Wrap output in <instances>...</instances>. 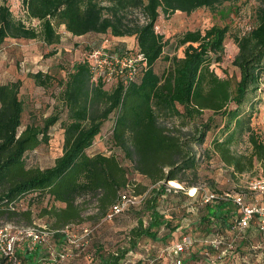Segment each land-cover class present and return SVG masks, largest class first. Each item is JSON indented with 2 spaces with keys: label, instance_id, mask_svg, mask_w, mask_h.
Wrapping results in <instances>:
<instances>
[{
  "label": "trees",
  "instance_id": "1",
  "mask_svg": "<svg viewBox=\"0 0 264 264\" xmlns=\"http://www.w3.org/2000/svg\"><path fill=\"white\" fill-rule=\"evenodd\" d=\"M224 1L234 0H21L25 20L34 19L36 25L14 17L8 5L0 3V45L6 39L35 38L47 45L56 44L59 42L56 27L63 25L73 36L109 33L115 38L132 37V45L123 51L133 57L140 56L132 77L117 76L110 91L103 90L104 81L99 77L91 80L86 58L73 63L60 95L66 112V122L61 125V153L51 167L44 169L26 167L24 157L47 143L48 129L58 117L49 116L40 127L27 125L18 132L23 111L18 97L20 80L0 83L1 223L33 226L31 211L16 207L30 193L62 205L39 210L38 218L51 221L44 228L50 235L34 251L17 252L18 264H35L40 251L50 248L46 249L50 238L60 240L59 249L71 237L64 230L71 225L105 222L104 215L120 192L141 196L146 190L128 179L127 170L113 154H86L109 115H112L110 144L120 151L131 171L145 178L152 188L139 206L148 215L146 226L140 218L136 219L135 226L127 233V248L105 253L94 250L95 264H122L141 241L173 244L185 235L187 224L182 226L165 219L157 210L158 201L165 194L168 182L172 186L175 182L192 185L187 177L194 178L198 164L193 147L203 144L212 115L219 116L222 122L218 136L210 143L220 163L232 175L250 173L255 165L264 173V139L251 130L249 115L243 118L240 112L244 104L254 105L252 96L264 77V0H258L254 25L241 35H231L237 49L231 63L238 71L233 87L228 79L217 77L208 68L210 63L221 60L226 26L210 25L202 30L181 32L176 37V44L182 47L181 57L161 55L167 39L154 30L159 11L165 16L174 11L188 14L200 7L211 9ZM160 58L168 65L156 72L154 64ZM28 77L39 87H46L50 80L40 71L29 73ZM204 111L210 115L183 133L182 129H187L192 119L200 118ZM173 119H178V126L172 123ZM244 137L249 150L244 154L234 152L233 146ZM200 197L188 198L189 211L197 214L189 225L191 230L202 233L207 244L194 250L191 247L186 256L181 254L177 258L181 264H232L238 246L249 233L258 232L256 222L252 219L245 232L235 236L229 232L233 207L219 200L199 205ZM90 205L92 212L87 213ZM160 229L165 231L161 238L157 236ZM217 237L223 239L222 244L211 247L209 242ZM173 259L172 256V262ZM135 263L145 264L140 260ZM0 264L12 262L0 255Z\"/></svg>",
  "mask_w": 264,
  "mask_h": 264
},
{
  "label": "rangeland",
  "instance_id": "2",
  "mask_svg": "<svg viewBox=\"0 0 264 264\" xmlns=\"http://www.w3.org/2000/svg\"><path fill=\"white\" fill-rule=\"evenodd\" d=\"M2 2L8 5L14 17L25 21L21 0H0V3ZM257 4L258 0H234L224 1L211 9L200 7L188 14L174 11L172 14L165 16L159 11L154 30L161 33L163 39H167V44L163 47L161 55L181 57L182 47L176 44V37L184 30H202L210 25H224L227 27V34L223 39L221 60L210 63L208 68L217 77L228 79L233 87L238 79V71L231 63L237 50L231 35H241L254 25V11ZM29 24L36 25L37 22L29 21ZM56 32L59 34V42L56 44L47 45L35 38L6 39L0 45V83L20 80L18 97L22 101L23 111L20 127L17 131L20 132L27 125L40 127L43 120L49 116L56 115L58 117L57 122L48 129L47 143L39 145L24 157L26 167L39 169L51 167L54 159L61 153L63 140L61 125L66 122V112L62 106L60 95L62 83L67 72L71 70L73 63L85 58L90 62V57H87L88 52L91 49L100 48L102 45L105 46L103 51L112 56L117 49L127 48L133 42L132 37L115 38L109 33H86L73 36L64 29L63 25L57 26ZM93 61L91 59L92 65ZM100 61L102 60L100 59ZM167 65L168 62L160 58L155 62L154 69L159 72ZM36 71H40L50 78L46 87H39L28 77L29 73ZM94 74H100V70H97ZM91 80L94 81L92 78ZM113 82L114 80L105 81L103 90L110 91ZM252 100L254 103L252 107H248L247 104L240 107L241 117L244 118L249 115L251 130L261 139H264V77L259 80L258 90L252 96ZM208 115H210V112L204 111L200 118H193L186 127L187 129H182V132L191 131L203 122ZM212 119L203 144L193 147L198 156V164L194 170V178L190 175L187 177L189 182L192 180V185L186 186L185 184L188 182L183 185L175 182L174 186L171 185V182L166 183L165 194L160 197L157 206V210L165 219L171 220L173 223L183 224L182 226L187 224L186 233L183 236L190 238L193 250L202 248L203 243H207L204 242L205 237H202V233L199 234L197 230H191L189 224L197 214H192L189 211L191 202L185 193L192 194L193 189H195V198L203 192H243L249 180L264 176L257 165L253 167L250 173L238 176L232 175L231 171L220 163L218 157L212 153L210 143L214 137L218 136L222 122L219 116L212 115ZM111 121L112 115H109L102 122L100 132L93 139L91 146L86 150V154L89 156L97 153L106 156L113 154L121 166L127 170L128 179L146 188L141 195L143 200L147 197V193L152 186L145 178L132 172L129 163L123 160L120 151L110 144L109 128ZM172 123L178 126V119H173ZM232 150L236 153H246L249 147L245 142V137L233 146ZM180 188H182V193H177V190H181ZM51 205L56 208L62 206L59 203L52 204L46 196L40 197L36 193L24 195L16 203L18 210L29 209L31 211L33 226L40 228H47L51 221L46 218H38L37 214L41 208ZM91 206H89L87 213L92 212ZM137 218H140L142 225L146 226L148 215L143 213L139 206L125 211L121 216L111 221H88L79 225H71L64 230L69 235L77 238L79 243L82 242L80 239L81 228L85 227L90 230L89 237L83 247H69L68 260L59 263L52 260V256L61 242L57 238H50L46 249L47 247L50 248L40 251L35 264H95L97 255L93 253L94 250L99 249L105 253L106 251L114 252L117 248H127V233L129 229L135 226ZM4 225L0 221V226ZM163 234H165V231L160 229L157 236L161 238ZM231 241L232 239H229V242ZM171 245L170 242L164 244L163 242L141 241L140 245L132 251V255L127 256L122 264H136V260H140L145 264H172V253L169 250ZM190 249L181 256H186ZM46 251L48 252L46 253ZM91 254L92 256H90ZM263 262L264 233L251 232L245 242L238 246L232 264H262Z\"/></svg>",
  "mask_w": 264,
  "mask_h": 264
},
{
  "label": "built area",
  "instance_id": "3",
  "mask_svg": "<svg viewBox=\"0 0 264 264\" xmlns=\"http://www.w3.org/2000/svg\"><path fill=\"white\" fill-rule=\"evenodd\" d=\"M30 21L37 22L34 19ZM28 22V20H25L26 24ZM104 47L102 45L100 48L91 49L87 54V57H90V62H88L92 79L95 81L99 77L105 82L114 80L117 76L132 77L136 70V61L140 59V56H130L123 49H117L119 51L116 50L110 56V54L108 55L107 52L103 51ZM91 59L94 60L93 65L91 64ZM97 70H100V74L95 75L94 72ZM180 189L182 190V188ZM193 190V194L185 193L190 199L194 198L196 193V190ZM218 200L228 202L234 209V217L229 229L230 233L235 234V236H241L249 227L252 219L256 222L257 231L261 234L264 233V176H258L249 180L243 192H203L199 198V205L210 204ZM141 202V196H134L129 191H122L118 194L115 202L107 209L103 220L111 221L128 209L137 208ZM89 234L90 230L88 228H81L80 239L82 242L79 243L78 239L73 236L67 238L65 243L53 254L52 260L59 263L66 261L70 253L68 248L83 247ZM49 235L50 233L44 228L35 226H0V255L10 260L12 264H18V260L15 259L17 252L20 250L27 253L34 251L37 247L45 243ZM222 242L223 239L217 237L210 241L209 245L211 247H217ZM227 244L229 246V242ZM191 246L192 241L187 236H182L178 242L173 243L169 249L174 257L172 264H181L177 256L185 253Z\"/></svg>",
  "mask_w": 264,
  "mask_h": 264
},
{
  "label": "crops",
  "instance_id": "4",
  "mask_svg": "<svg viewBox=\"0 0 264 264\" xmlns=\"http://www.w3.org/2000/svg\"><path fill=\"white\" fill-rule=\"evenodd\" d=\"M118 38H123V37H118Z\"/></svg>",
  "mask_w": 264,
  "mask_h": 264
},
{
  "label": "bare ground",
  "instance_id": "5",
  "mask_svg": "<svg viewBox=\"0 0 264 264\" xmlns=\"http://www.w3.org/2000/svg\"><path fill=\"white\" fill-rule=\"evenodd\" d=\"M193 194V193H192Z\"/></svg>",
  "mask_w": 264,
  "mask_h": 264
}]
</instances>
